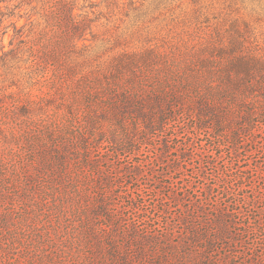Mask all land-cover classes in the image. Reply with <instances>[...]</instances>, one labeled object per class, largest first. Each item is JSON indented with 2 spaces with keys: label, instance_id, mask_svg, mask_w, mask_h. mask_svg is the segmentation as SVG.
Wrapping results in <instances>:
<instances>
[{
  "label": "rangeland",
  "instance_id": "1",
  "mask_svg": "<svg viewBox=\"0 0 264 264\" xmlns=\"http://www.w3.org/2000/svg\"><path fill=\"white\" fill-rule=\"evenodd\" d=\"M170 1L104 10L90 34L102 62L154 48L165 58L140 68L145 86L172 78L181 90L191 75L198 89L187 103L202 93L214 109L204 118L192 104L176 106L147 134L132 116L123 131L114 118L101 119L105 105L88 103L63 71L82 59L66 45L57 48L62 63L43 62L55 30L44 28L41 2L5 0L19 25L29 16L36 24L28 52L0 60V264H159L167 253L175 264L181 250L187 264H264V0ZM14 33L4 38L7 49ZM237 59L255 72L233 69ZM229 74L241 86H230ZM238 129L236 145L229 135ZM122 133L136 150L111 142ZM86 150L99 172L81 164ZM58 151L66 157L54 167L62 183L50 166ZM138 165L143 173L127 182L121 168ZM106 177L111 185L99 188ZM103 196L114 218L93 215Z\"/></svg>",
  "mask_w": 264,
  "mask_h": 264
},
{
  "label": "trees",
  "instance_id": "2",
  "mask_svg": "<svg viewBox=\"0 0 264 264\" xmlns=\"http://www.w3.org/2000/svg\"><path fill=\"white\" fill-rule=\"evenodd\" d=\"M36 1L41 2L39 12L41 13V18L44 20V28L55 30L52 37V43H54H51L53 46L43 52L40 58L45 64L53 66L62 63L63 54L57 50L61 44L68 47V56H70V53H76L78 58L82 57L81 60L75 59L71 65L65 63L61 64V66L63 71H67L68 75L74 77L73 83L75 89L79 90L88 103L101 102L105 105L103 110H99L102 116L101 119L114 118V120H117V128H121L123 131L128 118L132 116L134 120L141 122L142 127L148 134L152 130L163 128L165 120L173 116L171 112L173 108L191 102L187 103V93L190 89H198V85L194 84L193 81L195 80L191 75L182 79V84H187L188 87L184 89L181 87V90L171 77V80L164 78L161 84L156 80L152 86L149 87L148 84L145 86V80L141 78L140 68L149 63H157L159 60L165 58L162 54L155 52L154 48H148L144 51H124L110 61L102 62L99 59L98 51L94 49L92 39H90V34L95 36L92 32L98 16H101L104 10H107L109 13L115 9H125L126 12L130 9L137 10L139 7L136 4V0H26L28 4ZM163 2L169 3L172 1L154 0L156 8L161 7ZM194 2L196 3L197 0H194ZM196 6L198 7V4ZM16 17L17 15L14 10H11L5 4V0H0V60L3 63H8L10 59L20 56L25 51L28 52L27 48H31V42L34 40L32 33L36 21L32 19V16H29L27 23L19 25V20H16ZM26 26H30L27 31L25 30ZM11 29H14L15 33L10 37V48L7 49L4 38ZM35 57L39 56L36 55ZM251 65L252 62L250 63L245 59H237L231 62L233 69L240 71V69L249 67V69L251 68L250 71L255 72ZM140 79L142 80L140 81ZM227 79L230 86H241V80L238 77L229 74ZM192 84L195 87L190 88ZM194 99L189 104H192L193 108L199 110L200 117L206 118L213 113L214 109L208 105L207 99L202 93ZM96 117H99V115L97 114ZM247 117L249 116L247 115ZM214 118L213 121L201 120L200 127H207L212 121L214 125L216 124L217 132L223 131L226 126L222 127L219 124L220 119L218 114H215ZM92 124L95 125L96 123L92 122ZM229 136L237 145L236 138L240 136L239 129L234 130ZM110 140L115 144L122 143L123 147L121 149L123 150H136L135 140L129 135H124V133L121 135L113 134ZM162 146L164 148L163 153L169 151L170 146L167 141H163ZM86 151L87 153L81 164L84 167L89 166L93 170H100L98 161L90 156L89 150ZM157 159L163 160V156H159ZM65 161L66 157L61 151H58L57 156L52 159L50 166L54 168L56 164H59L62 168ZM170 167L174 168L176 166L171 165ZM53 170L58 173L56 179L62 183L64 178L60 171L58 169L55 170V168ZM121 171L126 175L127 182L131 181L128 177L132 178L133 175L138 176L143 173L140 165L135 167L123 166ZM111 182L112 180L109 177L101 178L98 186L104 189L111 185ZM101 199V202L92 208L93 215L99 216L104 214L106 218H114V214L109 210L110 203L105 201L104 196ZM173 199H178V197L173 196ZM168 210L169 208L164 206L161 213L167 214ZM91 215L87 214L89 217ZM185 218L189 217L186 216ZM3 221L4 219L0 216V227L5 224ZM90 232L89 236L92 237V233ZM134 233L135 236L138 235L136 231ZM151 237L141 236L139 238L145 239V241H149L153 245L161 242L160 238ZM172 255L175 258V264L188 263L187 255L183 250H181V253L176 252ZM169 258L170 256L168 257L167 253L166 257L163 256L161 258L159 264H171ZM153 264L157 263L154 262Z\"/></svg>",
  "mask_w": 264,
  "mask_h": 264
}]
</instances>
